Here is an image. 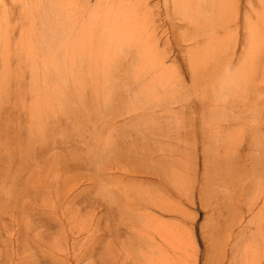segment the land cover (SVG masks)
<instances>
[{
  "label": "bare ground",
  "instance_id": "obj_1",
  "mask_svg": "<svg viewBox=\"0 0 264 264\" xmlns=\"http://www.w3.org/2000/svg\"><path fill=\"white\" fill-rule=\"evenodd\" d=\"M114 1L103 0L97 7L98 9L104 5L103 10L107 13L101 15L99 19L101 27L98 29L92 28L95 23L93 16L95 13L90 12L87 16H81L85 15L84 12H88L87 10L80 15H73L70 23L66 22L63 26L50 29L45 27V20L40 18V27L37 22L32 25L34 30L26 34L28 38L25 39L27 45L25 54L23 50L17 52H22L21 56L14 60L18 63L17 66L2 64L0 68V219L8 217L9 220V224L2 227L6 234L4 239L10 240L16 232L17 242L14 253L10 255L11 257L5 256L2 264H13V259L20 256L22 251H26L20 244L21 239H24L19 227L21 223L26 229L23 230L25 235L30 228L35 229L31 226L33 224L31 220L36 219L38 222V183L32 179L38 174V145L31 147L30 152L26 149L29 145L26 144L27 142L30 141V145L38 142V63H27L37 60L34 54L29 53L32 50L31 46H28L30 40L34 43L39 39L40 46L48 50V56L43 57L42 60L49 66L46 59H51L52 66L55 65L53 69L57 77L54 78L53 74L49 73V85L43 91L45 95H53L58 90L63 93L66 90L67 83L64 84L61 80L63 75L69 76L74 85H81V81L89 80L87 91L91 93L98 90L103 92L102 85L106 83L108 77L113 76L123 79L122 84L125 86L132 85L129 90L137 89L138 93L145 94L151 91L148 97L152 99L147 98L146 95L145 97L153 104L147 105L152 113L164 110L168 112L173 108L167 109L168 106L163 101L166 97L158 96L160 92L164 93L166 90L168 94L170 93L168 89L172 77L169 74L172 68L165 66L166 57L163 56V52L159 53L157 50L159 43L153 32L159 26L154 24L151 18L155 6H149V0H118L114 9L112 7ZM233 1L171 0L169 3L171 7L165 8L164 15L166 21L171 24L169 25L171 33L178 31L180 37L178 40L181 61L185 70L183 85L179 92L181 102L177 112L179 116L176 118L179 122L177 121L175 125L176 130H179L177 141L181 146L179 145L180 149L177 147L175 150L180 151L183 156L194 159L192 161L194 174L199 171L204 178L200 187L198 184V190L203 198L205 194H209L210 187H207L210 185H217V189L227 194L226 196L237 194L239 190L252 192L245 213L251 216L248 224L260 223L262 235L264 234V10H262L264 8L259 7L254 10V15H248L249 12L247 13L244 7V14L237 15L243 8L242 0H237V5L233 4ZM251 2L252 0H245L244 5ZM60 10L65 11V5L60 4ZM235 10L237 13H234ZM66 18L67 16L60 15L58 21L63 22ZM33 31L36 32L35 35ZM44 31L48 34L44 35ZM58 50L63 51V54L57 57L55 53ZM60 58L64 60L63 62L65 60L68 62L56 64L55 59ZM10 66L13 67L12 76ZM42 74L46 76L47 72ZM54 82L61 83V89L54 87ZM155 86H160V92L153 93V90H157ZM99 94L103 96V93ZM144 105L140 103L139 108L142 109ZM125 114L127 113L119 112L115 117H122ZM132 117L128 123L136 118L135 115ZM96 148L97 146L93 150ZM92 153L95 156L96 153ZM153 153L146 152L148 158L129 154L126 157L132 166L128 165L129 162L121 164L117 156L114 163L108 164V160H115L109 158L106 160L107 165H104L107 167L103 169H116V172L122 170L127 176L151 178L150 182L139 183L133 180L131 183L135 188L155 182L159 185V194L146 192V195L139 199L140 202L146 207L149 206L147 209L172 213V209L165 205V194H173L174 189L173 191L171 189L173 186L177 192H182L187 187L194 193V185L186 186L183 172L173 167L175 161H172L171 155L164 159L160 157L153 159ZM143 159L144 161L141 162ZM121 165L125 167L120 168ZM54 172L55 177L59 175V170L56 169ZM110 174L100 173L98 183L101 185L104 179L111 176ZM244 179L249 181L241 183L240 180ZM161 192L165 194L161 196ZM31 195H34L33 201ZM210 198L215 204V209L220 210V206L224 205V197L219 199L213 192ZM230 202L232 204V201ZM55 206L52 205L53 208ZM12 209H16L17 213H13ZM254 210L256 211L253 212ZM176 212H179L178 207ZM145 218L152 223L155 237L158 238L153 242L154 253L151 255L146 253L148 255L146 257L140 253L142 262L139 263L135 259L134 264H186L184 246L187 237H183L182 233L178 234L180 229L167 227L152 219L150 215ZM23 219L27 221L24 222ZM240 222L242 223L241 216L236 214L235 217L232 216L229 225L233 226ZM16 227L17 229L14 230L13 228ZM211 231L217 248L214 264H224L227 244L218 243L222 238V230L218 229L217 225H213ZM231 235L230 232L228 237L230 238ZM33 243L34 247L30 245L29 247L37 251L38 242ZM64 244L67 245V241ZM80 244V240L71 242L72 247L79 246V251L83 252L85 257L87 249ZM169 246L172 248L170 253L167 250ZM56 248L60 250L59 252L62 251L60 246ZM251 254L250 260H245L242 264H264V253L260 254V250L257 251L256 247L255 249L253 247ZM235 263L232 253L230 264Z\"/></svg>",
  "mask_w": 264,
  "mask_h": 264
},
{
  "label": "rangeland",
  "instance_id": "obj_2",
  "mask_svg": "<svg viewBox=\"0 0 264 264\" xmlns=\"http://www.w3.org/2000/svg\"><path fill=\"white\" fill-rule=\"evenodd\" d=\"M101 1L103 0H0V68L4 64L17 66L18 63L14 60L20 53L22 54V52H17L23 50V54H25V47H27L25 39L28 38L26 34L34 30L32 25L38 22L39 26L40 18L45 20V27L50 29L63 26L66 22L70 23L73 20V15H80L87 10L88 12H84L86 14L81 16H87L90 12L95 13L93 15L95 23L92 28H100L99 19L101 15L107 14L103 10L104 5L97 9ZM117 1L113 2L114 9ZM234 1L233 4L237 5V0ZM170 2L171 0H149V6H155L152 9L154 15H151V18H153L154 24L159 26L153 32L159 43L157 50L159 53H164L165 66L172 68L169 74L172 77L169 82L170 89H168L170 93L168 94L167 90L161 93L160 86H155L157 90H153V93L160 92L158 96L166 97L163 101L166 102L167 109L173 107L168 112L164 110L152 113V110L147 108V105L152 103L145 97L146 95L147 98H151L148 97L152 93L151 91V93L145 94L138 93L137 89L129 90L132 85L125 86L122 84L123 79L113 78V76L108 77L109 79L102 85L103 92L98 90V92L91 93L87 91L89 80H87L88 82L81 81V85H74L69 76L63 75L62 82L68 84H66V92L62 93L61 90H58L53 95L46 94L48 96L46 97L43 91L49 85L48 75L49 73L53 74V77L56 78L54 64H62L64 60L55 59L54 66H52V60L46 59L51 65L48 66L46 61L44 63L42 60L43 57L48 56V50L40 46L38 36L36 42L33 43L30 40V44L28 43L32 49L29 51L30 55L34 54L37 60L27 63H38V142H33L34 145H30V141L26 143L29 144L26 147L29 152L31 147L38 145V174L32 178L38 183V222L36 219L31 220V222L33 221L31 226L35 229L30 228V231L25 235L23 230L26 229L22 226L23 223L19 226L22 230L21 234L24 236L20 244L26 251H22L20 256L15 257L12 261L13 264H56L55 262H58L57 264H134L135 259L140 263L142 262L140 253L144 257L154 253L153 242H156L158 238V236L155 237L152 223L145 218L147 215L167 227L179 228L178 234L182 233L183 237H187L184 246L186 264H214L217 248L211 236L213 233L211 226L213 225H217L218 229L222 230V238L218 243L227 244L224 264H230L232 253L233 260H236L235 264H242L245 260H250L253 247L254 249L256 247L257 251L260 250V254L264 253V234L261 235L259 228L261 225L258 222L248 224L251 216L245 213L252 192L246 193L239 190L237 194L226 196L227 194L217 189V185H210L207 187H210V195L205 194L203 198L198 190V184L200 187L204 178L199 171L194 174L192 165L194 159L183 156L180 151L175 150L180 145L177 141L179 130H176L175 125L178 121L176 118L179 116L177 113L181 102L179 92L183 85L185 70L181 61L178 31L174 34L171 33L169 27L171 24L166 21L164 15L165 10L171 7ZM244 2L245 0H242L243 8L237 15H243L245 10L247 13L249 12L248 15H254L255 9L264 8L262 5L264 1L252 0L251 4L246 5ZM60 4L65 5V11L60 10ZM244 7L245 10H243ZM234 13L237 11L235 10ZM60 15L67 16L66 20L59 22ZM40 29L37 30L38 34ZM35 31L32 32L34 35ZM45 34L48 33L44 31ZM55 54L58 57L59 54H63V51L58 50ZM66 62L68 60L63 63ZM13 67L10 66L11 76L14 73ZM44 72H47L46 76H42ZM53 84L54 87L60 89L62 87L61 83L54 82ZM122 85L123 90L127 91L126 93L122 90ZM79 86L83 87L82 90ZM99 93H103V96ZM140 103H144L146 106H142L141 109L139 108ZM130 110L133 111L130 112ZM139 111L144 115L141 116ZM119 112L127 114L116 118L115 116ZM132 115H135L136 118L128 123V120L133 118ZM112 122L113 124H111ZM153 122L157 123L153 124ZM95 146L97 148L93 150ZM104 151H109L110 154H104ZM92 152L96 153L95 156ZM146 152H154L153 159L159 157L164 159L171 155L172 161H175L173 167L183 172L186 186L194 185V193L190 192L187 187L186 190L177 192L173 185L171 188L172 191L174 189L173 194L160 193L161 196L165 194V205L172 209V213H160L154 209H147L149 206L146 207L140 202L139 199L144 197L146 192H160L159 185L155 182L135 188L131 186V183L133 180L139 183L141 181L150 182L151 178L127 176L122 170L116 172L115 168V170L103 169L107 167L104 165L112 164L119 158L121 164H128L130 160L126 156L129 154L143 155L148 158ZM109 158L115 160L107 162L106 160ZM143 161L144 159L141 162ZM199 162H201L200 158ZM128 165L132 166L130 162ZM123 166L121 165L120 168ZM139 166L143 167L140 164ZM65 167L67 168L64 169ZM56 169L59 170V175L55 177L53 173ZM100 173L107 175L111 173V176L104 179L101 185L98 183L101 177ZM243 181L249 180H240L241 183ZM227 185H229L228 179ZM213 192L219 199L224 197V205L220 204V210L215 209V204L210 200ZM33 197L34 195H31V201H33ZM68 200L69 202H67ZM53 204L56 205V208L52 207ZM176 207L179 208L180 213L176 212ZM12 210L13 213H17L16 209ZM236 214L241 216L242 223L229 225L232 216L235 217ZM23 221L26 222L27 219H23ZM6 224H9L8 217L0 219V264L5 260V256L11 257L10 255L17 248L16 232L13 233L15 236H12L10 240L4 239L6 234L2 227ZM13 229L15 230L17 227ZM230 232L232 235L229 238ZM72 240H80V245L87 249L85 257L83 252L79 251V246L72 247ZM65 241H67V245L64 244ZM33 242H38L37 251L32 249ZM29 245L33 247L31 248ZM57 246L62 248L61 252L57 250ZM167 250L169 253L172 252L170 246ZM51 255L55 256L54 259L50 257Z\"/></svg>",
  "mask_w": 264,
  "mask_h": 264
}]
</instances>
